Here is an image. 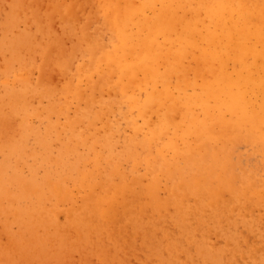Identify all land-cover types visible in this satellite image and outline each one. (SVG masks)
Returning a JSON list of instances; mask_svg holds the SVG:
<instances>
[{
	"label": "bare ground",
	"instance_id": "6f19581e",
	"mask_svg": "<svg viewBox=\"0 0 264 264\" xmlns=\"http://www.w3.org/2000/svg\"><path fill=\"white\" fill-rule=\"evenodd\" d=\"M46 1L44 42L27 47L52 69L37 88L5 83L0 95V154L13 159L0 164V209L33 203L2 250L33 264L45 242L92 245L127 264L137 239L158 264H181L189 245L235 236L231 254L245 241L264 259V0ZM78 55L90 62L74 72ZM123 105L132 113L119 140ZM34 120L43 159L67 163L71 185L31 181L14 160Z\"/></svg>",
	"mask_w": 264,
	"mask_h": 264
},
{
	"label": "rangeland",
	"instance_id": "374dc122",
	"mask_svg": "<svg viewBox=\"0 0 264 264\" xmlns=\"http://www.w3.org/2000/svg\"><path fill=\"white\" fill-rule=\"evenodd\" d=\"M96 2H98V0H96ZM48 3L49 2L46 0H0V95L2 94L5 83H7V86H9L7 88L9 89L18 90L22 88L25 92L37 88L39 79L43 73L51 71L52 62L50 61L47 63V66H44V59L41 54L37 52L32 55L27 47V44L33 39H35L37 43L44 42V39L41 37L40 26L42 21L44 19L46 20V17L49 15ZM93 14L92 12V15ZM101 20L102 18H100L98 22L92 23V27L89 26L90 29L95 32ZM56 26H58V24H56ZM101 35L103 40L107 39L106 32H102ZM89 62L90 59L86 55H78L74 58L71 67H73V71L76 72ZM120 107L121 106L115 107L112 116L116 131L115 134L118 136L119 140L129 132L128 124L130 121H128V119L131 117L130 115L132 113L128 105H123V107H121L122 109H119ZM33 123L38 125V131H29L25 134V138L21 142L24 152L16 157L14 156V160L23 167L24 175L31 181L41 179L45 174H50L54 179L65 181V183L71 185L72 182L69 177L70 168L67 163L55 164L49 163L43 159L42 154L44 151L41 148L42 142L40 141V132L43 130L44 125L37 123L36 120H34ZM1 144L2 140H0V145ZM9 156V154H0V164L3 165L2 159H8ZM9 159L13 162L12 158L9 157ZM115 161V165L121 163L123 168L127 170L130 169L129 163L123 160ZM6 169L9 170L10 167L8 166ZM0 196L3 198L2 193ZM32 210V202H23L21 199L17 198H15L14 205H5V203H3L1 206L0 264H2V261L6 259L7 256L9 258L7 262H9V264H15L16 261L6 253V250L3 251L2 248L6 246L8 241H12L13 238L18 237L20 231L24 230L15 219V214L23 217L25 214L31 213ZM2 217L8 221V232H5L1 226ZM27 238H29L28 235ZM235 239H237L235 236L228 239L212 236L208 241L202 242L204 246L201 249L189 245L186 252L178 256V261L181 264H210L211 261H215L217 264H264V259L249 254L245 250V241L239 242V251L231 254V252L225 248V245L227 243L237 242ZM201 240L203 239L197 238L196 242ZM133 243L135 251L131 253L127 264H150V261L151 264H158L153 252L148 249H142L144 243L141 240L138 241L136 239ZM48 244L47 242L41 244L38 247V253L36 255H31L29 260L32 259V262L34 260L33 264H36V262H38V264H124L123 261L118 256H114V254L112 256L101 255L92 245L88 248H83V250L68 248L66 250L67 252H65V250L60 251V249H52ZM136 246L138 247L136 248ZM69 253L71 256H69ZM85 257L87 258L85 259ZM148 258H150V261H148Z\"/></svg>",
	"mask_w": 264,
	"mask_h": 264
}]
</instances>
